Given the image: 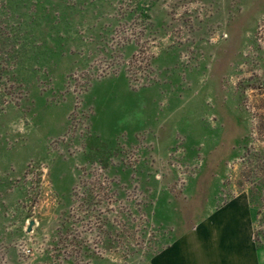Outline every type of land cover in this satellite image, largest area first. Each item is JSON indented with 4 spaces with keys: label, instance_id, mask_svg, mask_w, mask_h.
I'll return each instance as SVG.
<instances>
[{
    "label": "rangeland",
    "instance_id": "374dc122",
    "mask_svg": "<svg viewBox=\"0 0 264 264\" xmlns=\"http://www.w3.org/2000/svg\"><path fill=\"white\" fill-rule=\"evenodd\" d=\"M238 197L264 255V0H0V264H150Z\"/></svg>",
    "mask_w": 264,
    "mask_h": 264
},
{
    "label": "crops",
    "instance_id": "0c3cea01",
    "mask_svg": "<svg viewBox=\"0 0 264 264\" xmlns=\"http://www.w3.org/2000/svg\"><path fill=\"white\" fill-rule=\"evenodd\" d=\"M255 230L251 201L234 198L177 237L150 264H264Z\"/></svg>",
    "mask_w": 264,
    "mask_h": 264
},
{
    "label": "water",
    "instance_id": "95a60500",
    "mask_svg": "<svg viewBox=\"0 0 264 264\" xmlns=\"http://www.w3.org/2000/svg\"><path fill=\"white\" fill-rule=\"evenodd\" d=\"M33 226H34V222H30L29 227H28V232H31Z\"/></svg>",
    "mask_w": 264,
    "mask_h": 264
},
{
    "label": "trees",
    "instance_id": "16d2710c",
    "mask_svg": "<svg viewBox=\"0 0 264 264\" xmlns=\"http://www.w3.org/2000/svg\"><path fill=\"white\" fill-rule=\"evenodd\" d=\"M255 240H256V242H257L258 245L261 244V242L259 241V234H256L255 235Z\"/></svg>",
    "mask_w": 264,
    "mask_h": 264
}]
</instances>
